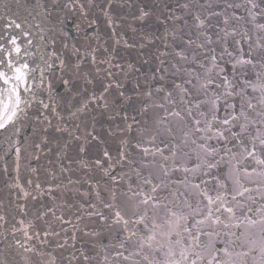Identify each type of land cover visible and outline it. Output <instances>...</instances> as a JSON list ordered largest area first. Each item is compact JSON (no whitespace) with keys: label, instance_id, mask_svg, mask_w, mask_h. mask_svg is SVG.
<instances>
[{"label":"water","instance_id":"water-1","mask_svg":"<svg viewBox=\"0 0 264 264\" xmlns=\"http://www.w3.org/2000/svg\"><path fill=\"white\" fill-rule=\"evenodd\" d=\"M255 2L264 8V0ZM68 3L72 6L64 7ZM185 3L188 9L181 7ZM249 8L248 0H0V72L9 77L7 85L0 80V99H7V90L15 86L21 100L12 122L0 129V264H149L144 255L152 264H169L166 248L155 251L158 245L153 241L152 249L141 251L140 240L151 234L155 222L161 226L155 230L156 240L166 243L160 233L180 215L189 217L180 222L185 243L186 224L193 233L215 229L219 234L202 240L235 241V252L247 250V244L240 246L243 238L232 235L242 229L210 221L195 223L207 213V201L200 193L206 191L214 198L221 195L241 220L245 214L256 218V209L264 205V175L257 174L264 166L251 158L244 160L241 148L225 133L228 143L208 141L219 149L208 158L219 161L216 167L185 172V167L199 162L196 154L200 149L191 140L205 141L195 133L192 117L187 116L174 85L190 88L184 80L195 68L191 55L195 53L198 61L207 63L204 54H210L211 48L219 54L221 46L215 41L225 31L238 33L228 38L230 50L243 47L247 51L246 43L237 46L233 41L241 39L239 33L253 35ZM141 9L149 13L143 21L139 19ZM194 15L205 20L204 29L192 26ZM12 20L21 27L16 28ZM258 20L264 22V16ZM201 31L214 41L202 49L196 48L204 40ZM188 40L195 43L188 47ZM16 46L21 49L19 54ZM182 50L189 60L177 57ZM230 59L225 56L221 64L231 76V64L226 63ZM77 62L78 69L74 67ZM16 67L25 73L23 83L11 79ZM253 78L249 67L239 69L234 81ZM65 79L70 81L67 86ZM109 83L112 87L105 93ZM156 88L165 92L157 93ZM148 91L153 93L152 101L164 104L163 108L150 105L147 112L142 111ZM168 91L173 93L172 102L163 99ZM195 98L186 97L193 102ZM83 103L88 107L79 111ZM262 107L257 104V111ZM173 110L180 111L185 120L170 116L167 122L157 123ZM193 115L202 119L195 108ZM249 115L264 120L255 111ZM189 130L192 134L185 138ZM250 132L255 135V129ZM144 148L149 149L148 155ZM225 148H232L235 159L224 155ZM256 156L264 159V148L259 145ZM244 187L250 191L237 196L239 203L232 201V195ZM149 196L153 199L141 203ZM188 204L202 209L201 215ZM117 211L129 220L127 226L114 223ZM215 215L228 222V213ZM140 217L144 222L136 224ZM133 231L136 236H131ZM247 233L257 239L259 226L249 227ZM182 246H174L177 257ZM237 259L239 264H259L255 254Z\"/></svg>","mask_w":264,"mask_h":264},{"label":"snow or ice","instance_id":"snow-or-ice-1","mask_svg":"<svg viewBox=\"0 0 264 264\" xmlns=\"http://www.w3.org/2000/svg\"><path fill=\"white\" fill-rule=\"evenodd\" d=\"M92 0H89L91 3ZM249 16L252 28L254 30L253 35L255 40H253V35H249L248 32L239 33L241 39H236L233 43L237 46L241 45L242 42L247 44V51L243 47H236L235 51L230 50L231 45L228 44L229 37H236L238 35L237 31L233 29L231 32L225 31L223 37H218L215 43L220 44L221 51L219 54L216 53L215 48L209 49L210 54L205 53L207 63L203 61H198L197 55L193 53L191 55L190 62L195 65V68L187 72V78L184 80V84L190 86V88L182 87L181 84L177 83L174 85L175 89L181 94V102L186 105L185 112L188 117H192V123L194 125L195 133H200L199 140L205 141V143H197L196 139H192L191 143L196 145L200 152L196 154V159L199 161L192 168L185 167V172H196L201 169L211 170L219 164V161L213 163L208 158L213 157L219 153V149L208 143V141L218 140L221 142L228 143L229 137L225 133L231 135L232 140H235L236 145L241 148V156L244 160L249 158L255 160L256 164L264 166V159H261L256 156L257 145L264 148V120L257 121L249 115L250 112L255 111L256 116H264V107L260 111H257V104L264 106V22L258 20V16H264V8H261V5L256 3L255 0H248ZM71 3L65 4L64 7H71ZM238 6V5H237ZM181 7L188 9L189 5L187 3L181 5ZM260 8L259 13L254 10ZM81 11H83V5H81ZM148 12L141 9V15L139 19L143 21L145 17L148 16ZM180 19V17H176ZM193 27L196 29L205 28V20L201 19L199 15L193 16ZM11 24L15 25L16 28H20L21 24L16 23L15 20L10 21ZM111 23V21H110ZM187 23V21H185ZM225 24L228 23L227 19L224 21ZM79 27V25H77ZM200 36L204 37L203 42L196 44V48H204L206 45H211L214 43L211 36L207 35L206 32H199ZM175 38V37H174ZM223 41V43H221ZM151 42V41H150ZM11 43L16 45V40L12 39ZM188 47H191L195 41L188 40ZM167 46V45H166ZM3 49H0L2 51ZM15 52L20 53L21 49L16 46ZM177 57L180 60H189V55L185 51H179L176 53ZM225 56L230 57L231 59L226 63L231 64V76L226 67L222 66L221 62ZM93 62H95V57H93ZM163 63V62H161ZM61 68L65 67L64 61L60 62ZM10 68L11 64L8 65ZM51 67V65H49ZM75 68H79L80 64L77 62L74 65ZM131 67V66H130ZM251 68L254 72L253 79H244L239 81V83L234 81V77L239 69ZM23 68H28V65H23ZM179 71V69H177ZM16 75L11 79L19 81L21 83L25 80V73L20 67L15 68ZM246 75V73H245ZM163 79V77H161ZM0 80L3 81L5 85L9 83V77L6 73L0 72ZM63 83L67 86L70 84V81L65 79ZM91 83V81H88ZM112 87V84L109 83L105 86L104 92L106 93L109 88ZM8 95L7 99H0V129L6 127V124L12 122L13 117L17 115V109L20 106L21 100L19 92L16 90L15 86L7 90ZM155 92H165L164 88H156ZM258 94V95H253ZM123 95V93H121ZM153 93L148 91L145 93L146 102L143 104L142 111L147 112L149 106L163 108L164 104L155 103L152 101ZM173 93L168 91L165 93L163 99L167 102H172L171 97ZM195 95V101L186 99V97ZM102 98V96H101ZM255 99L256 104L252 102ZM94 102V100L92 101ZM47 107V106H46ZM88 107V103H83L79 111H83ZM193 108L197 110V113L200 118H196L193 115ZM224 113V115H221ZM176 117L180 121L185 120V116L181 114L180 111L173 110L167 113V115H162L159 117L157 123H165L168 121L169 117ZM261 124L260 127H257V124ZM130 127V126H129ZM250 128L255 129V135L250 132ZM233 129H238V131H233ZM170 131V129H169ZM191 130L184 133L185 138L190 136ZM95 138V137H93ZM155 137H152L154 140ZM245 139L248 140V144H245ZM187 142V140H185ZM250 145V147H249ZM17 156H19L20 150L17 148ZM83 151V148H81ZM145 155L149 154V149H143ZM163 154L162 149H157ZM105 156L108 155L107 152L104 153ZM123 155V153H122ZM175 155V152H173ZM224 155H230L231 159H235L236 153H233L232 148H225ZM167 159V157H165ZM224 159V156H221V160ZM235 167V166H234ZM179 170V169H175ZM245 172L248 170L245 169ZM253 172L256 169H252ZM167 174V173H165ZM258 175H264V168L261 172L257 173ZM204 175H208V171L204 172ZM149 183L150 181H145ZM206 183V182H205ZM235 183L239 184L240 181L237 179ZM19 186V185H17ZM39 187V185H37ZM194 188H200V184H194ZM221 187H226L221 185ZM241 187H243L241 185ZM156 191L153 188V192ZM250 189L244 187L243 191H238L236 194L232 195V201H237V196L243 197L246 192H249ZM205 200L207 201L205 207L207 208V213L203 215V218L196 220V224H205L209 222L212 225L223 223L224 228H229L230 226L236 229H242L239 234L233 232L232 235L237 237V240L243 238L241 247L243 248L247 244V250L242 252H235L233 249V244L235 241H219V240H202L201 237H211L213 235H219L216 233L215 229L206 231L204 229H199L195 233L192 232L186 224L183 226V232L188 233V239L185 243V238L181 234V221H186L189 217L180 215L176 216L175 213H172L173 216H176L174 221L168 222V230L166 232H161L160 235L166 238V243H161L156 240L155 230L160 228V225H157L153 222L151 234L146 237H141L139 248L142 251L145 247L149 249L153 248V241H156L158 245L155 248V251H161L162 249L166 250V255L170 258L169 264H239L238 257H248L249 255L255 254L259 257V264H264V205L261 208L256 209L257 217L253 218L247 214L244 215L241 220L236 215L234 207L228 206V203L224 201L221 195H217L215 198L209 195L206 191H201L200 193ZM27 195V193H25ZM150 199H153L149 196L146 199H143L141 203L147 204ZM238 202V201H237ZM254 202V201H253ZM239 203V202H238ZM213 205H216L213 209ZM111 207V205H108ZM189 208H192L191 204H188ZM192 211L195 212L197 216H200L202 209L192 208ZM249 212L252 209H248ZM228 213L227 223L221 221L219 215L215 213ZM3 217H0L2 220ZM57 219H61L57 217ZM123 222L125 226L128 225L129 220L125 219L120 211L115 213L114 223ZM144 222L143 217H140L135 221L136 224H142ZM259 226V235L257 239H252L248 233L247 229L249 227ZM147 229V225H145ZM125 231H128L125 227ZM27 235V233L25 232ZM135 231L131 232V236H136ZM227 235V233H225ZM177 237L173 239V237ZM126 237L125 239H129ZM31 239V237H29ZM175 245H183L179 255L174 250ZM220 245V246H218ZM120 247H124L123 242ZM26 251H33L31 248H27ZM141 251H137L135 254L137 256L141 255ZM37 255H43V253L38 252ZM128 259V257H125ZM144 260H148L149 264L152 262L149 260L147 255L143 256ZM49 264H55L54 261H49Z\"/></svg>","mask_w":264,"mask_h":264}]
</instances>
